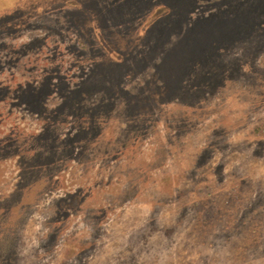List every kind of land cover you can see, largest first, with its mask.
<instances>
[{
	"label": "rangeland",
	"instance_id": "rangeland-1",
	"mask_svg": "<svg viewBox=\"0 0 264 264\" xmlns=\"http://www.w3.org/2000/svg\"><path fill=\"white\" fill-rule=\"evenodd\" d=\"M0 264H264V0H0Z\"/></svg>",
	"mask_w": 264,
	"mask_h": 264
}]
</instances>
